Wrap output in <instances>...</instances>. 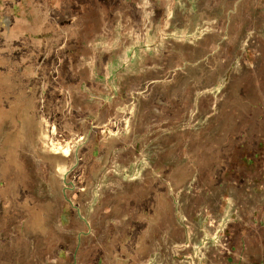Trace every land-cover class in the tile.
I'll return each mask as SVG.
<instances>
[{
  "label": "rangeland",
  "instance_id": "rangeland-1",
  "mask_svg": "<svg viewBox=\"0 0 264 264\" xmlns=\"http://www.w3.org/2000/svg\"><path fill=\"white\" fill-rule=\"evenodd\" d=\"M0 264H264V0H0Z\"/></svg>",
  "mask_w": 264,
  "mask_h": 264
}]
</instances>
